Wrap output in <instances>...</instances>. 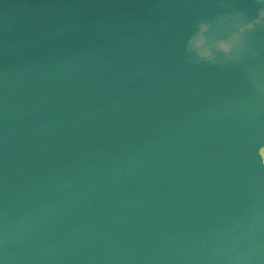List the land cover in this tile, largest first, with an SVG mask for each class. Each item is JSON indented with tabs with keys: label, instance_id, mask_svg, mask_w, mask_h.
<instances>
[{
	"label": "water",
	"instance_id": "water-1",
	"mask_svg": "<svg viewBox=\"0 0 264 264\" xmlns=\"http://www.w3.org/2000/svg\"><path fill=\"white\" fill-rule=\"evenodd\" d=\"M261 7L0 0V264H264Z\"/></svg>",
	"mask_w": 264,
	"mask_h": 264
},
{
	"label": "clouds",
	"instance_id": "clouds-1",
	"mask_svg": "<svg viewBox=\"0 0 264 264\" xmlns=\"http://www.w3.org/2000/svg\"><path fill=\"white\" fill-rule=\"evenodd\" d=\"M230 19L231 32L217 36L212 43L209 42L206 34L213 30V24L210 22L198 24V30L188 40V50L195 53L198 61L216 63V53L220 54L224 61H239L246 48L248 33L254 31L257 26L264 25V7L259 9L253 19H247L240 12H234ZM260 150L261 163L264 164V155H261Z\"/></svg>",
	"mask_w": 264,
	"mask_h": 264
}]
</instances>
